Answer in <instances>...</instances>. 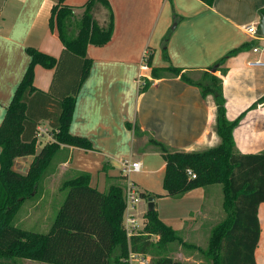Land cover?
Returning <instances> with one entry per match:
<instances>
[{
  "label": "crops",
  "instance_id": "1",
  "mask_svg": "<svg viewBox=\"0 0 264 264\" xmlns=\"http://www.w3.org/2000/svg\"><path fill=\"white\" fill-rule=\"evenodd\" d=\"M87 1L65 0L64 5L82 12L80 7ZM58 2L0 0V125L29 66L26 50L34 49L55 59L61 55L63 47L57 31L48 24L51 9ZM107 2L114 17L113 34L106 45L87 47L92 65L76 96L69 124V133L88 139L94 150L62 146L66 160L60 163L61 167L90 174L89 185L104 193L112 178L125 177L124 161L139 162V172L159 180L164 177L165 162L150 139L171 151L184 153L216 147L220 139L215 132L213 98H203L199 88L170 75L167 69L203 73L229 51L247 44L253 46L229 58L221 67L225 74L218 72V76L223 86L226 119L232 122L242 115L233 130L235 152L264 154V101L259 103L264 97V68L248 66L254 60L264 61V35L253 38L245 31L250 25L258 26L264 15V0H213L211 5L202 0ZM104 9L94 10L101 15L98 20L101 27L106 26ZM255 46L263 52L253 53L251 49ZM152 69L156 71L155 78ZM52 76V69L36 65L33 86L48 93ZM141 83L145 85L143 90ZM34 105L36 102H32L31 111L35 112ZM42 122L49 126L48 121ZM99 172L104 173V190L98 187L100 178L92 180L93 173ZM158 195L164 196L165 191ZM43 198L46 197L37 194L21 206L37 199L44 202ZM206 199L207 189L201 187L180 199L163 197L156 204L153 198V204L160 221L182 235L187 224L201 214ZM139 206L143 219L148 199L146 206ZM35 207L40 209L42 205L37 202ZM257 217L260 238L255 263L264 264V203L259 205ZM23 264L36 263L25 260Z\"/></svg>",
  "mask_w": 264,
  "mask_h": 264
},
{
  "label": "trees",
  "instance_id": "2",
  "mask_svg": "<svg viewBox=\"0 0 264 264\" xmlns=\"http://www.w3.org/2000/svg\"><path fill=\"white\" fill-rule=\"evenodd\" d=\"M65 0L51 9L49 28L56 30L62 44L61 55L55 59L34 49H27L29 66L19 83L0 125V264H23L32 261L42 264H129L130 253L149 255L165 252L173 242H181L178 233L163 224L155 209L145 213L139 235L126 237L123 214L126 198L118 178H112L106 192L92 188L90 174L69 170V177L59 190L63 201L47 233L22 230L12 224L21 204L35 197L50 168V163L62 146L93 151L91 142L69 133L76 96L87 79L92 60L87 47L106 45L113 34L114 17L107 0H88L78 21H69L73 9ZM208 5L213 0H202ZM97 4L108 12V23L101 27L90 11ZM75 25V28H72ZM166 42V39H165ZM253 44L229 51L217 63L203 72L205 83L192 81L186 73L170 67L167 72L184 83L199 88L201 96H211L216 107L215 132L220 143L195 153L171 151L150 139L165 162L163 189L165 196L175 199L187 192L205 187L210 179L222 183L230 216L211 234L204 252L207 264H256L255 249L260 238L257 211L264 203V154L240 155L235 152L233 130L242 115L230 122L225 116L222 81L209 72H218L224 63ZM163 56L166 58L165 49ZM150 57L147 64H150ZM52 69L48 93L33 86L34 67ZM151 75L156 77L155 69ZM264 101V97L259 103ZM32 102L34 111H31ZM258 104V103H257ZM48 121L54 132L53 141L44 145L34 156L26 174L13 170L15 159L34 155L39 123ZM137 130V128H136ZM138 131V130H137ZM136 131V132H137ZM105 166H103V171ZM186 170L195 178L190 179ZM141 200L154 195L137 192ZM153 237H159L155 242ZM150 264H180L170 257H158Z\"/></svg>",
  "mask_w": 264,
  "mask_h": 264
},
{
  "label": "rangeland",
  "instance_id": "3",
  "mask_svg": "<svg viewBox=\"0 0 264 264\" xmlns=\"http://www.w3.org/2000/svg\"><path fill=\"white\" fill-rule=\"evenodd\" d=\"M96 7L104 8L102 5L97 4L94 6L90 13L94 20L98 23V20L101 19V15H97L94 13ZM106 15V24L108 23V12L106 9L102 10ZM74 12V11H73ZM82 12H74L68 18L69 21L74 23L78 21L79 16ZM99 24V23H98ZM75 25H72V28H75ZM218 72L220 75H224L225 71L221 68ZM218 72H209L215 77H218ZM169 74H171L169 72ZM203 73H194L187 74V77L195 82L205 83L208 81L207 76H203ZM223 87V86H222ZM145 88L144 83L140 84V89L143 90ZM41 127L45 129L46 134H41L40 137L36 138L35 147H34V155L26 156L24 158H18L14 160L13 170L17 171L20 174H26L30 163L32 162L34 156L41 150V148L53 141L54 132L50 129L45 122H42ZM66 160V154L61 153V148L59 152L55 155L50 163V168L48 170V174L42 181V186L40 187L37 194L43 195L46 198L44 202L33 201L32 203L25 202L24 205L21 206L14 220H12L13 226H19L22 230L36 232L40 234L47 233L54 217L59 209V204L61 203L62 197L64 198V192H61L59 188L62 183L71 177L69 175V170L67 168L61 167L60 163ZM103 172H99L98 174L92 175V180L96 181L97 177L99 180V188L100 190H104L103 188ZM163 179L161 180L155 178L153 175H148L146 173L138 172V173H128L122 176L121 180L119 178L118 182L123 187V196L127 199L130 195L129 189L131 192L135 193L133 197L135 198V208H128L124 211L123 218H126L130 215H133L135 219H137L139 228L143 223L142 216L139 215V205H147V200H141L138 196L137 192H145L151 193L155 197V203L158 204V200L163 197L169 196H160L164 192L163 189ZM92 181V182H93ZM109 184L107 190L109 188ZM205 188L207 189V199L206 204L201 211V214L196 216V218L187 224L186 232L181 237V242H173L168 245V248L165 252H158L156 250L152 251L151 254L146 255V263L150 264L152 260L158 257H170L173 261L179 262L180 264H207V260L205 258L204 252L207 249L208 241L212 232L221 225L229 216L231 212V207L229 206L226 200V194L224 193L223 184L222 183H213L210 179L209 183L206 184ZM150 194V193H149ZM37 196V195H36ZM172 198V197H170ZM182 198V197H181ZM41 199V198H40ZM175 199V198H174ZM180 199V198H179ZM29 201V200H27ZM39 202L42 207L40 209H35L36 203ZM34 206L31 207V206ZM61 205V204H60ZM38 207V206H37ZM24 220V221H23ZM41 220V221H40ZM23 221V223H22ZM153 241L156 242V239L153 238ZM262 252V251H261ZM36 264H41L37 263ZM264 263V260H263Z\"/></svg>",
  "mask_w": 264,
  "mask_h": 264
},
{
  "label": "built area",
  "instance_id": "4",
  "mask_svg": "<svg viewBox=\"0 0 264 264\" xmlns=\"http://www.w3.org/2000/svg\"><path fill=\"white\" fill-rule=\"evenodd\" d=\"M245 31L249 36L256 38L257 27L255 25H250L246 27ZM251 51L253 53H261L263 52V49L255 46L251 49ZM248 66L253 67V68H264V61L254 60V61L249 62ZM41 134H46V131L45 129H43V127H41V125H39L36 131V138L40 137ZM140 169H141V165L139 162L124 161L122 163V173L124 175L128 173H132V172L137 173L140 171ZM186 175L190 179L195 178V175L191 170H186ZM129 193L130 195L126 199V203H127L126 209L128 208V206H130L129 208L134 209L135 208V198L133 197V195L135 193L131 192L130 189H129ZM143 226L144 224L142 223L141 227L139 228L137 219H135L133 215L123 218V228H124L127 238H131L133 236L139 235V233L143 229ZM153 238H155L157 241L159 237H153ZM145 257L146 256L142 254L130 253L127 262L129 264H145L146 263Z\"/></svg>",
  "mask_w": 264,
  "mask_h": 264
},
{
  "label": "water",
  "instance_id": "5",
  "mask_svg": "<svg viewBox=\"0 0 264 264\" xmlns=\"http://www.w3.org/2000/svg\"><path fill=\"white\" fill-rule=\"evenodd\" d=\"M264 35V15L260 17L258 26H257V31H256V36L262 37ZM213 72V71H212ZM148 211H152L154 209V204H153V198L150 197L148 199V206H147Z\"/></svg>",
  "mask_w": 264,
  "mask_h": 264
}]
</instances>
